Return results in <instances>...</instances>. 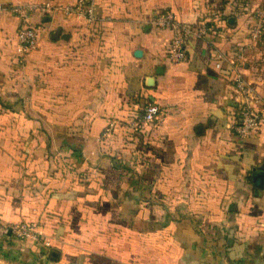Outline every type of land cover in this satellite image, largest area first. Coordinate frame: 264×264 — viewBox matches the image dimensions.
<instances>
[{"label":"crops","instance_id":"obj_1","mask_svg":"<svg viewBox=\"0 0 264 264\" xmlns=\"http://www.w3.org/2000/svg\"><path fill=\"white\" fill-rule=\"evenodd\" d=\"M93 1L97 26L33 14L42 35L24 56L19 19L0 12V219L33 223L41 238L7 237L0 263L264 264V191L251 178L264 165V127L233 134L236 74L216 68L218 52L246 44L264 0ZM164 12L212 26L186 63L166 58L171 33L153 24ZM59 27L68 40H51ZM245 56L241 75L264 96V37ZM152 103L163 123L135 129ZM30 134L16 155L20 141L8 138Z\"/></svg>","mask_w":264,"mask_h":264},{"label":"built area","instance_id":"obj_2","mask_svg":"<svg viewBox=\"0 0 264 264\" xmlns=\"http://www.w3.org/2000/svg\"><path fill=\"white\" fill-rule=\"evenodd\" d=\"M0 12L8 13L20 21L17 31L18 52L24 56L34 50L42 35V29L32 24L31 18L35 13L46 16L62 14L66 17H80L88 25L97 26L101 23L100 15L93 0H76L71 4H53L46 2L42 5H21L5 4L0 1ZM153 24L156 28L167 30L171 33V38L166 46L165 55L170 62L186 63L189 61L188 48L192 40H202L211 33V28L204 21L200 27L194 29L192 25L181 22L174 13H158ZM246 44L240 46L232 55L218 52L216 68L221 69L224 62H228L234 70L236 77L234 85L236 93L240 97L237 104L233 134L240 139L249 137L254 131L264 127V96L256 93L249 82L241 75L246 61V51L262 41L264 37V10L256 12L254 20L250 24L247 32ZM164 121V115L157 104L152 103L145 107L141 118H137L133 123L135 129H140L146 125L160 126ZM113 132V125H109L103 133L101 139ZM27 239L35 245L41 244V238L36 225L29 222L5 223L0 219V242L7 237Z\"/></svg>","mask_w":264,"mask_h":264},{"label":"water","instance_id":"obj_3","mask_svg":"<svg viewBox=\"0 0 264 264\" xmlns=\"http://www.w3.org/2000/svg\"><path fill=\"white\" fill-rule=\"evenodd\" d=\"M49 21H50V17L44 18V22H49ZM229 23L233 24L234 19H230ZM59 39H62V40L69 39V35L63 34V29L61 27H59L56 31H54L51 34V40L57 41ZM203 129L204 127L202 125L197 127V130L199 132H203ZM251 178H252V184L255 187V195L260 196L261 193L264 191V165L253 168ZM56 254H57L56 251L51 252V255H56Z\"/></svg>","mask_w":264,"mask_h":264},{"label":"rangeland","instance_id":"obj_4","mask_svg":"<svg viewBox=\"0 0 264 264\" xmlns=\"http://www.w3.org/2000/svg\"><path fill=\"white\" fill-rule=\"evenodd\" d=\"M7 103V102H6ZM10 106H13L14 104H15V102L14 101H11L10 103H8ZM8 118V117H7ZM17 118H20V117H16V116H10V120H9V122H11V123H15L16 122V119ZM28 118H31V117H28ZM27 118V119H28ZM47 133L48 134H50L51 135V132H50V130H49V128H47ZM28 134V133H27ZM6 136H8V135H6V134H4L3 133V131H2V129H0V139H5L6 138ZM28 138V140H30V138H34V135L33 134H30L28 137L27 136H25V137H21V136H17V137H13V136H11L10 138H8V139H13L14 141H20L19 142V144H17L18 145V148H13L12 149V151L13 152H15L16 153V155L18 154L19 155V153H21V152H24V145H25V143H26V139ZM24 142V144H22ZM0 264H3V263H0Z\"/></svg>","mask_w":264,"mask_h":264},{"label":"trees","instance_id":"obj_5","mask_svg":"<svg viewBox=\"0 0 264 264\" xmlns=\"http://www.w3.org/2000/svg\"><path fill=\"white\" fill-rule=\"evenodd\" d=\"M204 22V21H203ZM205 22L207 23V25H208V27H210L211 28V31H212V26L209 24V22L208 21H206L205 20ZM1 101V100H0Z\"/></svg>","mask_w":264,"mask_h":264}]
</instances>
